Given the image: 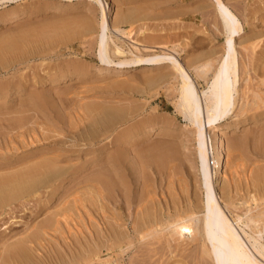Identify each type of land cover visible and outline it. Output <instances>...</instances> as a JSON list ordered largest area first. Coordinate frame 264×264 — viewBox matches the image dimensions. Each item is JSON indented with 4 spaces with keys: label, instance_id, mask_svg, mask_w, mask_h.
I'll return each instance as SVG.
<instances>
[{
    "label": "rangeland",
    "instance_id": "obj_1",
    "mask_svg": "<svg viewBox=\"0 0 264 264\" xmlns=\"http://www.w3.org/2000/svg\"><path fill=\"white\" fill-rule=\"evenodd\" d=\"M102 1L103 17L107 21L109 27L107 31L109 33H106L110 46L109 50L110 48H113L114 45L120 47L123 51L125 50L123 55L115 56L116 54L109 53V57L112 60V63L109 65L101 63L98 57L97 46L100 36L99 24H101L102 11L100 12L97 5H94L87 0H14L11 3L7 2L0 4V86L4 87L9 85L10 87L15 86L17 88L19 86L21 89L18 94H12V89V92H9L8 97H4L5 99L0 97V148L3 152H5L6 145L8 144L7 135L8 132H10L6 126L9 122L12 124L10 119H13L16 114L18 115L19 111H22L21 113L23 116L26 115L25 117L30 114H34L36 117L38 116V120L41 119L40 121L43 123L41 129L44 132L47 131V134L42 130L40 132V129H36L35 133L38 134L39 132L38 136L36 134H32L34 136H30L31 133L29 136H27L28 134L25 135L24 141L26 140V143L23 142L24 144L21 143L22 139L20 140L19 138H16L13 140V144H8L9 149L13 152V156L11 159H7L9 161L11 160L10 162L13 161V163H15V161H18L17 163H19L27 159V156L30 158V155H40V153L42 154L47 150L50 151L54 147L59 151V153L64 152L65 155L63 158H68L69 163L71 165L74 164V170H77H75V175H73L74 177L71 178V176H68L70 178L67 179V177L66 181L64 179V181H59V183L61 182L60 184L57 183L60 186V190L58 189L56 192L57 195L48 194L46 193L48 190L42 189V191L40 189L39 193L34 196L27 195L28 197L22 198L23 201L22 199H19L10 205L9 203L8 205H0V252L5 250V244L11 245V243H14L20 234L24 232L25 228L26 231L30 226L44 220L45 218L51 217L53 215V207L61 203L60 200L66 197L65 193L66 195L71 194L77 189L79 183L82 185V183L86 180L99 174L106 175L108 173L106 176L116 182L115 186L118 187V189L115 193H113V195H115L114 197L118 195L117 192L121 193L123 191L122 189L120 192L121 181L119 179H122V182H126L127 185L129 184L128 187L130 186V188H128L126 190L127 192H125V194L129 197L127 199V196L123 197L124 200L123 198H121L122 200L117 198L114 204H112L114 210L117 207H120L118 205H121L123 213L127 210L126 200L135 202L136 199H138L141 189L140 187H142L143 181L148 180L149 183L151 182V189L154 188L152 191H154V193H158L154 194L155 198H168L170 196V191L172 194L174 193L173 190L176 188V192L179 197H181V195L184 197L185 194L190 198L192 196L191 202H193L194 205H197V199H195V197H200L198 196L200 195V191H197L198 182H196L197 169L193 142L194 128H192L193 126L189 124L180 113H178V109L175 107L178 80L169 76L168 78H165V80L169 82H166L165 80V82L163 80H155V82L152 83L150 82L154 81L152 79L158 77L160 74H169L172 71V69H170L172 67L171 63L164 62L163 64L162 62V65L153 66L150 63L139 62L121 67L117 66L116 63L123 59L139 60V58H147V56L149 57L150 55L152 56L155 54H170L183 64L184 67H188L189 75L195 83L198 92H200L201 90L206 89V84L211 78L212 73L207 67H217L223 53L225 34L223 28L221 27V21L218 20L219 17L216 15L214 6L210 0ZM225 2L237 15L240 20L239 23L242 27V35L236 38V44L238 45V43L243 42V40L246 39L244 44L248 46V49L244 51L242 47L240 48V46L237 47L236 45V50L238 52V67H240L239 84L237 83L239 95H234V109L236 110V113H229L226 117L227 119H225L222 125L226 123L233 125V122L234 124H236V122H238V124H242L241 122L244 121L247 123L246 125L241 126L240 129H237L235 133H230L225 136L224 145L226 153L224 161L226 165H224L223 169L224 174L223 178H221L222 182L221 184L218 183L221 186L217 185L216 190L221 197H224V199L228 198V196H232L230 197L234 203L232 208L230 207V211H227L226 208H224L227 213H229L228 215L230 217L235 214L244 217V214L248 209H253L251 214L257 213L258 211H264V181L255 177V175H257L256 173H260V170H264V104L261 103V101H254V103L252 101V89L256 93L264 96V85H261L264 75L262 77V74L260 73V69L264 68V0H225ZM66 6L67 8L65 9ZM19 13L23 16L18 20H14L10 23H3L6 19L12 18ZM123 14H128L130 16L128 19L122 21V18L120 19V17H122ZM144 15L145 17H143ZM1 20H3V22H1ZM86 24L91 25L92 28L87 31L84 30L86 29L84 28ZM114 26H117L122 33L117 32L114 29ZM89 32L90 34H88ZM127 32H129V35ZM23 41L26 44L23 43ZM30 41L31 43H29ZM6 43L8 45H13V47L7 48ZM110 51L112 52V49ZM139 54L141 56H139ZM110 55H112V58ZM68 66L69 68H67ZM71 67L72 72H70ZM78 67H81L82 69L79 70L80 68L78 69ZM199 67L204 68L200 70ZM250 67H254V69H250ZM64 70L68 71H65L66 73L64 74ZM58 71L61 74H59ZM54 73L59 76H56V74L54 75ZM61 77L63 79H61ZM66 77L67 80H65ZM243 78L246 79L243 80ZM142 89L145 92H143ZM245 92L248 94L246 93L244 99L243 94ZM239 99L241 101L243 100V103H240ZM201 100L203 104L204 102L202 97ZM245 101L248 102L246 109L247 112L244 111L243 113H239L238 110L240 105L242 106L245 104ZM262 104L263 106L261 107ZM101 106L106 109L108 108L110 113H113V115L119 114L116 115L117 117H113L114 121L113 119L111 121H107L108 125L105 121V124H103L102 120L99 121V119H102V115L99 112V109L102 108ZM138 108H140V111ZM27 110H29V112H26ZM123 110H126L127 113L126 111L123 112ZM32 111L35 112L32 113ZM130 111L135 112V114ZM136 111L139 113L137 114ZM125 113L127 120L126 118L123 120ZM128 113L131 115H128ZM261 113H263V115ZM121 114H124V116L122 117ZM2 115L4 116L2 117ZM130 116L133 118L136 117L137 119H133ZM142 118L145 119L140 122V119ZM94 119H96V121ZM132 119L134 122L136 121L135 126L134 122L131 121ZM129 122L133 125L130 126ZM137 122H140L139 124L143 126L141 127L140 125L138 128ZM145 123L146 125L144 127ZM149 124H151V126H149ZM89 127L92 129V132ZM131 127L134 129L131 130ZM135 128H138L140 131ZM145 128H152V132L149 136L143 138L141 141L135 139L132 141L133 144L130 142L131 144L124 147L122 141L128 138L130 133L133 132L134 134H140L145 131ZM161 129L162 131L157 132ZM126 130L128 131L126 132ZM77 131L79 133H77ZM123 131L127 134V137L125 134H121ZM15 132L16 131H14L13 134ZM81 133H83V135H81ZM36 136L37 141L34 143ZM41 137L43 141L41 140ZM62 138L64 142L72 140L73 145H70L69 143L68 145H58V143L63 142ZM113 138L116 139L117 142ZM30 139H34V141H31L28 145ZM55 146H59L60 148L62 147V150L60 148H56ZM12 154L8 153L4 156L10 157ZM14 155L16 157H14ZM115 156L118 158V162L116 159L114 162ZM21 157L22 159H20ZM17 158L19 160H17ZM93 158H95V160ZM107 158L109 159L107 160ZM125 159L129 160L127 161ZM4 162V159L0 160V165ZM113 162L117 163L114 165ZM6 163L9 162L6 161ZM80 166H82L81 169L79 168ZM0 173L2 174L3 172ZM88 175H90V177ZM171 180L174 181V183H171ZM169 182L171 186L167 184ZM71 189L73 191L70 192ZM232 191H234V193ZM255 192L257 196H259V199L257 198L254 202L249 200V198L252 194H255ZM122 193H124V191ZM259 194H261L262 197ZM78 195L81 199L86 197V195L84 196V192L81 190L76 193V196ZM163 195L165 196L163 197ZM71 198L72 196L69 197V199ZM133 198H135V200ZM242 198H244V201ZM121 202L122 204H119ZM258 203H261L259 204L260 206ZM222 206L224 207L223 203ZM84 216L85 215H83L82 219H84L83 222H85V224L77 226V228L82 231V234L77 232V228L75 227L76 223L71 221L68 222V227L64 225L61 226V230L58 232L60 234L55 233L51 240H49L50 242H48L47 245L45 244V251L42 250L41 252L42 262H44L43 264L51 263V261L54 260L57 261V256L55 257V254L53 255L52 251L55 252L56 255L60 253L64 259H66L69 255H75V253L79 254L81 246L83 247L89 245L87 243L89 240L84 238L88 237L87 230L89 228L88 218ZM129 221L130 219L127 222L128 226L130 225ZM85 226H87V229ZM252 229L256 230L255 228ZM14 234H16L14 236L15 238L12 236ZM55 239L57 242L54 241ZM4 242L6 243L3 244ZM78 242H80L81 245H78ZM262 243L264 244V241ZM130 253L133 254L129 256ZM140 256L141 253H139L138 250L128 251V253L125 252L122 255L123 258H117L118 260H115L116 258L113 256L110 264H128L130 260L140 259ZM157 256L154 258H158ZM54 257L56 259H54ZM104 257L105 252L100 255V259L104 260L106 257L108 258V255H106L105 258ZM181 259L182 258L178 257V261L180 262L179 264H195L196 261V264H211L209 259L200 256V253H192V255L188 258H185L184 260Z\"/></svg>",
    "mask_w": 264,
    "mask_h": 264
},
{
    "label": "bare ground",
    "instance_id": "obj_2",
    "mask_svg": "<svg viewBox=\"0 0 264 264\" xmlns=\"http://www.w3.org/2000/svg\"><path fill=\"white\" fill-rule=\"evenodd\" d=\"M13 1L14 0H0V4L1 3L2 4L7 3V2L11 3ZM87 1L91 2L94 5H97L100 12L102 11V9H103V6H102L103 1L102 0H87ZM210 2H212L213 6H214L215 13L219 17V19L218 18L217 19L219 21H221L222 26L221 25L220 26L223 28V31L225 34V43H224V47H223V53H222V56L220 57V60L217 64V67H207V68H209V71H211L212 74H211V78H210L209 82L206 84L207 87L205 90H201L200 92H198V90L195 86V83L193 82V80L191 79V77L189 75L188 67H184L183 64H181L175 57H173L172 55L167 54V53H162L161 55L160 54L159 55L155 54L152 56L150 55L149 57L147 56V58L142 57V58H139V60L137 59L138 61L135 59L134 60L123 59V60H120L119 62L116 63V65L119 67L124 66V65L136 64L139 62L150 63L153 66L154 65L157 66L160 64L162 65V62H163V64H164V62L165 63L166 62L171 63L172 67L170 69H172V71L170 70L171 72L169 74H165V75L160 74L161 76L158 75V77L152 79L154 81H150V82L151 83L155 82V80H157V81L163 80L164 81L165 78H168L169 76L173 77V79L178 80V83H177L178 87L176 86L177 87V90H176L177 91V100H176V106L175 107H177L178 113H180L183 116V118L189 124H191L193 126L192 128H194V130H193L194 141L193 142H194V156H195L196 169H197V181L196 182H198L197 191L198 190L200 191V195L196 194L200 197H195V199H197V205H194L193 202H191L192 196L190 198L189 196H187L185 194L184 197H182L183 195H181V197H179L178 193L176 192V188H175V190H173V192L174 193L176 192V193L171 194V191H170V196L168 195L169 196L168 198H163V199L155 198L154 194H156L157 192L154 193V191H152L154 188L151 189V182L149 183L148 182L149 180H148V181H143L142 187H140L141 189H140L138 199H136L135 202H131L129 200H126V203H127L126 209L127 210L124 209L125 213H123L122 212L123 209H121V205H118L120 207L119 208L117 207L114 210L113 209L114 207L112 206V204H114V202L117 200V198L121 199V198L127 196L125 194V192H127L126 190L128 188H130V186L128 187L129 184L127 185L126 182H122V179H119L121 181L120 182V185H121L120 192L123 189L124 193H122L123 191L121 193L117 192L118 195L116 197H114L115 195H113V193H115V191L118 189V187L115 186L116 182L114 180H112L110 177L106 176L108 173L106 175L105 174H99V175L95 174L96 176L86 180L85 182H83L84 184L82 183V185H81V183H79V185L77 184L78 187L76 185H74L75 187H77V189L74 190L72 188L74 191L71 189L70 192L73 191L71 194L66 195V193H65L66 197H64V198L62 197L63 199L60 200L61 203H59V204L57 203L58 205L53 207V215L51 217L45 218L44 220L39 221L38 223H36L32 226H30L31 225L30 224L29 225L30 227L29 228L27 227L28 229L26 231H25V229H26L25 228L24 232H22V231H21L22 233L20 232L21 234L18 237V239L15 240L14 243H11V245H6L5 243L7 241L4 242L3 244H5L4 245L5 250L0 252V264H43L44 262H42V258H41L42 253L41 252H42V250L45 251L44 250L45 244L47 245V243L50 242L49 240H51L52 236L61 230V226L64 225V226L68 227L69 226L68 222H71V221L75 222L76 228L78 225L80 226L82 224H85V222H83L84 219H82L83 215H85L88 218L89 228L87 230L88 231L87 233H88L89 238L84 237V235H83V237L86 238V240L87 239L89 240V242L87 241V243L89 245L83 246V247L81 246V248L79 249L80 250L79 254L75 253V255H69V257L66 259H64V257L60 253H58L56 255V253L53 252L51 249L53 255L55 254V257L57 256V259L54 257V259H56L57 261L54 260L48 264H110L112 259H113V256H115V258H116L115 260H118L117 258H121L125 252L128 253V251L130 252V251H135V250H138V252L141 253L140 259L130 260L128 264H179L180 262L178 261V257L182 258L184 260L185 258H188L189 256H191L192 253H195V254L200 253V256H202L206 259H209L211 264H264V244L262 243L264 241L263 240V237H264V211H258L257 213L251 214V211L253 209L252 210L248 209L249 208L248 207L247 212L245 211L246 213L244 214V217L236 215V214L233 215L232 217H230L228 215L229 213H227V211H230V207L232 208V206L234 204L233 201L231 200L232 198H230L232 196L227 195L228 198L224 199V197H221V195H219L217 193V190H216L217 185H220L222 182L221 178H223V174H224L223 169H224V165H226L225 161H224L225 153H226L225 152V145H224L225 136L230 134V133H235L237 131V129H240L241 126L246 125L247 122L246 121H244V122L240 121L242 124H238V122H236V124H234V122H233V125L227 124V123L222 125L223 122L225 121V119H227L226 117L229 115V113H231V114L236 113V110L234 109V104H235L234 103V95L238 94L237 83L239 81V76H240L239 75L240 67H238V52L236 50V45H237L236 44L237 43L236 38H238V37H240V35H242L241 34L242 27H241V24L239 23L240 20L238 19L237 15L230 9V7L227 5L225 0H210ZM66 8H67V6L65 7V9ZM68 8H70V7H68ZM91 11H93V10H91ZM22 16L23 15L21 13H19V14H16L15 16H13L12 18L6 19L4 22H3V20H1V22L10 23L14 20L15 21L18 20ZM129 16L130 15H128V14H125V15L123 14L122 17H120V16L119 17H120V19L122 18L121 19L122 21H124V20L128 19ZM143 17H145V15ZM6 18H7V16H6ZM79 22H81V21H79ZM99 25H100V34H99L100 36H99V42H98V46H97L98 47V57H99V60L101 63H103L105 65H109L112 63V60L109 57V53L116 54L115 56L123 55L125 50L123 51L120 47H118L116 45H114L113 48H110V50L112 49V52L109 50L110 46L108 43V36L106 34V33H109V32H107L109 27H108L107 21L103 17V11L101 12V24H99ZM84 28H86L84 30L87 31V30H90L92 27H91V25L86 24ZM114 29L117 32L122 33L121 30L117 26H114ZM88 34H90V32ZM91 34H92V32H91ZM127 34L129 35V32H127ZM28 35H30V34H28ZM22 38H23V36H22ZM240 39H242V38H240ZM245 40H243V42L238 43V45H237V47L238 46H240V48L242 47V49H244V51L248 49V46H246L244 44L246 42ZM253 40H255V39H253ZM253 40H251V41H253ZM26 42H28V41H26ZM23 43H25V42L23 41ZM29 43H31V41ZM249 43H250V41H249ZM250 45H252V44H250ZM12 47H13V45L7 44V48H12ZM34 48H35V46H34ZM10 52H11V50H10ZM37 53H38V51H37ZM41 53H43V52H41ZM110 56L112 58V55H110ZM139 56H141V55L139 54ZM113 57H114V55H113ZM262 58H263V56H262ZM207 64H206V66H207ZM67 68H69V66ZM199 68H200V70H202V68H204V67H199ZM78 69L81 70L82 68L78 67ZM250 69H254V67H250ZM245 70H246V68H245ZM59 71H61V70H59ZM59 71H58V73H59ZM65 71L66 70L63 71L64 74L68 70L66 72ZM70 72H72V67H71ZM260 73L262 74V77H263L264 68L260 69ZM55 74L56 73H54V75ZM59 74H61V73H59ZM75 74H78V73H75ZM68 75H69V73H68ZM56 76H59V75L56 74ZM247 77H249V76H247ZM61 79H63V78L61 77ZM244 79H246V78H243V80ZM65 80H67V77ZM243 80H241V81H243ZM51 81H53V80H51ZM54 81H56V80H54ZM166 82H169V81H166ZM52 83H54V82H52ZM261 85H264V79L261 81ZM245 87H247V86H245ZM12 89H13L12 94H15V93L18 94V93H20V90H21L19 88V86H18V88L15 86L10 87L9 85L8 86L6 85L4 87L0 86V97L1 98L8 97L9 92ZM92 90H93V88H92ZM247 90H250V89H247ZM142 91H143V89H142ZM143 92H145V91H143ZM247 92H245L243 94V98L245 97ZM239 93H240V91H239ZM262 93H263V91H262ZM38 96H40V95H38ZM32 97H33V95H32ZM201 97L203 98L204 106L202 104ZM37 99H36V101H37ZM239 101L241 103L243 100L241 101L239 99ZM247 101H245L246 103L243 104L242 106L240 105V108L238 110L239 113H243L244 111H246L247 104H248ZM252 101H253V103H254V101L255 102L261 101V103L264 104V96H262L259 93H256L252 89ZM0 102H1V100H0ZM20 103H22V102H20ZM34 103L36 104L35 101H34ZM38 103H39V101H38ZM263 104L261 105V107L263 106ZM5 105H6V103H5ZM90 107H91V105H90ZM132 107H134V106H132ZM139 109L140 108H138V110ZM38 110H39V108H38ZM99 110H100L99 112L102 115L101 116L102 119H99V121L102 120L103 124H105L104 121L107 124L108 123L107 121H111L113 119V117H115L116 115H119V114L113 115V113H110V110H108V108L106 109V108L102 107ZM112 110H115V109H112ZM203 110L205 112V116H204ZM41 111H42V109H41ZM125 111L126 110H123V112H125ZM137 111H136V113H137ZM21 112L22 111H19L18 115L15 113L16 116L13 119H10L12 124L9 122L6 126V128H8L10 131V132H8V135H7L8 144H13V140H15L16 138H19L20 140L22 139L21 143H23V142L26 143V140L24 141L25 135L28 134L27 136H29V134L31 133L30 136H34L35 134L38 136L39 132L37 134V133H35V130L40 129V132L42 130L41 128L43 126V123H42V121H40L41 119L40 120L37 119L38 116L36 117L34 114H30L32 116L28 115L27 117H25L26 115L23 116ZM26 112H29V110H27ZM33 112H35V111H32V113ZM23 113H24V111H23ZM126 113H127V111H126ZM126 113H125V117L123 118V120L126 118ZM131 113L135 114V112H131ZM261 114L263 115V113H261ZM128 115H131V114L128 113ZM128 115H127V117H128ZM3 116L4 115H2V117ZM123 116H124V114L122 115V117ZM132 116H134V115H132ZM132 116H130V117H132ZM237 116H238V114H237ZM253 116H258V115H253ZM134 118H136V117H134ZM249 118H251V117H249ZM89 119H90V117H89ZM133 119L131 121H133ZM144 119L143 118L140 119V122H142L141 120H144ZM94 120L96 121V119H94ZM126 120H127V118H126ZM113 121H114V119H113ZM135 122H134V126H135ZM140 122H137L138 128L141 125V124H139ZM157 122H158V120H157ZM254 122H256V121H254ZM116 123H118V122H116ZM125 123H126V121H125ZM130 123L131 122H129L130 126L133 125L132 123L131 124ZM143 123H144V121H143ZM146 123L144 124V127H145ZM142 126L143 125H141V127ZM149 126H151V124H149ZM126 127H128V126H126ZM138 128H135V129H138ZM154 128H157V127H154ZM133 129L134 128L131 127V130H133ZM151 129L145 128V131L140 133V134H134L131 131L133 134L130 133L128 138L125 139V137H124L125 140L122 141L124 144V147L128 144H131L132 141L135 139L141 141L143 138L149 136L152 132ZM158 129H160V128H158ZM46 130H47V127H46ZM14 131H16V132L13 134ZM127 131L128 130H126V132ZM160 131H162V129L158 130L157 132H160ZM46 132H44V133H46ZM88 132H89V130H88ZM91 132H92V129H91ZM135 132H136V130H135ZM77 133H79V132L77 131ZM84 133L86 134L85 131H84ZM116 133H117V131H116ZM32 134H34V135H32ZM121 134H123V135L125 134L127 137V134L124 133V131ZM81 135H83V133H81ZM37 136L35 137V141H34V139L33 140L30 139V141L28 142V145L30 144L31 141L32 142L34 141V143H35L37 141ZM40 136H41V134H40ZM31 138H33V137H31ZM106 138H107V136H106ZM108 138H109V136H108ZM55 139H57V138H55ZM68 139H71V138H68ZM41 140L43 141L42 137H41ZM62 140H63V138H62ZM114 140L116 141V139H114ZM38 141H39V138H38ZM5 143H6V141H5ZM68 143L70 145L71 144L73 145L72 140H69V141L67 140L65 142L63 140V142L58 143V145L59 144L61 146L62 145H68ZM7 145L5 148V152H3V150H1V148H0V160H3V159L5 160V162L0 165V172H3L2 174L0 173V205H4V204L8 205V203L10 205L11 203H13L19 199L21 200L22 198H26L29 195L34 196L35 194L39 193L40 189L41 190L42 189L48 190V192H46L48 194H51V195L56 194L57 195L56 192L58 191V189L60 190V186L57 183H59V181H62V180L64 181V179L66 181V178L68 176H71V178H72V177H74L73 175H75L76 169L74 170V167H73L74 164L72 163L73 165H71L69 163L68 158H66V159H64L65 157L63 158V156L65 155L64 152L59 153V151L57 149H55L54 147H53L54 150L52 148V150H50V151L47 150L46 152H44L42 154L40 153V155H38V154L35 156L30 155L31 156L30 158H28L29 156L26 155L27 159H25L24 161H21L19 163H17L18 161H15V163H13V161L10 162L11 160L10 161L8 160V159L12 158L13 152H11V149H9V145L8 146ZM11 147H13V146H11ZM56 148H60V147L58 146ZM60 149L62 150V147ZM231 149H232V147H231ZM125 151H126V149H125ZM8 153L12 154V155H10V157H5L4 155H6ZM107 154L109 155L108 152H107ZM88 156H89V153H88ZM14 157H16V156L14 155ZM22 157L20 159H22ZM14 159H16V158H14ZM93 159L95 160V158H93ZM108 159L109 158H107V160ZM115 159L117 161L118 158L115 156L114 162H115ZM131 159H132V156H131ZM17 160H19V159L17 158ZM125 160L128 161L129 159H125ZM211 160H212V165L210 163ZM6 161L9 163H6ZM91 162H92V160H91ZM241 162H242V160H241ZM87 163H89V162H87ZM116 163H114V165ZM128 163H130V162H128ZM87 165H89V164H87ZM93 165H94V163H93ZM91 166H92V164H91ZM81 167L82 166H80L79 168L81 169ZM135 167H136V165H135ZM230 171H232V170H230ZM256 174H257V175H255L256 178L264 181V170H260V173H256ZM88 176L90 177V175H88ZM234 176H236V175H234ZM255 177H253V178H255ZM69 178L70 177H68L67 179H69ZM138 181H139V178H138ZM138 181H137V183H138ZM170 182L174 183V181H172V180ZM170 182L167 184H169L171 186ZM180 183H182V182H180ZM218 183H220V184H218ZM195 186H196V184H195ZM61 188H62V186H61ZM186 188H187V186H186ZM171 189H172V187H171ZM80 190L84 192V196L86 195V197H84V198L82 197L83 199H81V197H79V195L76 196V193ZM228 190H230V189H228ZM232 192L234 193V191H232ZM160 195H161V193H160ZM259 195H261V194H259ZM71 196H72V198L69 199V197H71ZM164 196L165 195H163V197ZM256 196H257V194L255 192V194H252L250 196L249 200L255 202L257 200V198L259 199V196H257V197ZM128 197L129 196H127L126 199ZM161 197H162V195H161ZM261 197H262V195H261ZM133 199L135 200V198H133ZM233 199H234V197H233ZM243 199L244 198H242V200ZM123 200H124V198H123ZM22 201H23V199H22ZM123 202H125V201H123ZM29 203H31V202H29ZM222 203L224 204V207L222 206ZM119 204H122V202ZM259 204H261V203H258V205ZM258 205H256V206H258ZM1 207H3V206H1ZM6 208H7V206H6ZM131 208H132V210H131ZM224 208H226L227 211ZM236 210H238V209H236ZM126 211H127V214H126ZM234 213H236V212H234ZM248 213H249V215H248ZM129 219H130V221H129L130 222V225H129L130 229H129V226L127 223ZM85 228L87 229V226H85ZM252 228H255L256 230H253ZM64 229H66V228H64ZM77 232L81 233L82 231L77 228ZM58 234H60V233H58ZM15 235L16 234L12 235L13 238H15L14 237ZM58 237H60V236H58ZM54 241L57 242L56 239ZM67 241H69V240H67ZM78 245H81V243L78 242ZM70 246H72V245H70ZM49 247H50V245H49ZM77 248H78V246H77ZM66 250H68V249H66ZM104 252H105V257H106V255H108V258L106 257V259L101 260L100 255L103 254ZM64 254H66V253H64ZM131 254H133V253H130L129 256ZM135 254H137V253H135ZM44 255H45V253H44ZM49 256L51 257L50 254H49ZM155 256H157L158 258L155 259L154 258ZM137 258H138V256H137ZM44 261H46V260H44ZM121 262H122V260H121ZM126 262H128V261H126ZM185 262H186V260H185ZM196 262H195V264H196Z\"/></svg>",
    "mask_w": 264,
    "mask_h": 264
},
{
    "label": "built area",
    "instance_id": "obj_3",
    "mask_svg": "<svg viewBox=\"0 0 264 264\" xmlns=\"http://www.w3.org/2000/svg\"><path fill=\"white\" fill-rule=\"evenodd\" d=\"M210 163H211V165H212V160H211V162H210Z\"/></svg>",
    "mask_w": 264,
    "mask_h": 264
}]
</instances>
